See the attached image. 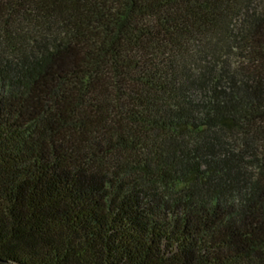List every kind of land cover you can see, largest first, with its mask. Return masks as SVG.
Returning <instances> with one entry per match:
<instances>
[{
    "label": "trees",
    "instance_id": "trees-1",
    "mask_svg": "<svg viewBox=\"0 0 264 264\" xmlns=\"http://www.w3.org/2000/svg\"><path fill=\"white\" fill-rule=\"evenodd\" d=\"M0 264H264V0H0Z\"/></svg>",
    "mask_w": 264,
    "mask_h": 264
}]
</instances>
